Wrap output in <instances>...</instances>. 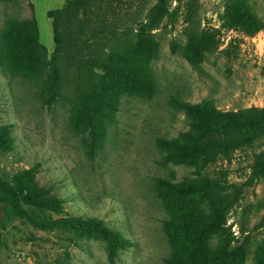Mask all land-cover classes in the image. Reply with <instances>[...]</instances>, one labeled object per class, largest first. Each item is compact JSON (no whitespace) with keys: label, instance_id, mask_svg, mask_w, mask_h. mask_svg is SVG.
<instances>
[{"label":"rangeland","instance_id":"1","mask_svg":"<svg viewBox=\"0 0 264 264\" xmlns=\"http://www.w3.org/2000/svg\"><path fill=\"white\" fill-rule=\"evenodd\" d=\"M241 1L258 30L229 22V5ZM65 2L0 0V130L11 140L10 148L0 145V176L16 188L29 183L51 202L42 207L0 193V264H110L107 243L74 224L87 217L133 241L115 264H167L174 253L190 252L168 222L213 221L218 208L241 248L237 264H264V134L214 120L206 134L190 138L183 133L193 129V116L179 103L213 99L220 111L264 107V0L97 2L81 35L89 44L79 43L85 57L146 39L158 44L147 61L153 96L122 94L103 125L80 116L74 62L64 61L58 94L45 102L50 71L26 70L23 42L11 34L33 28L50 59L58 43L48 11ZM193 38L202 52L195 61L187 55ZM163 139L195 151L180 159ZM159 178L195 184L189 196L197 208L191 213ZM207 242L216 248L221 237L209 232Z\"/></svg>","mask_w":264,"mask_h":264},{"label":"trees","instance_id":"2","mask_svg":"<svg viewBox=\"0 0 264 264\" xmlns=\"http://www.w3.org/2000/svg\"><path fill=\"white\" fill-rule=\"evenodd\" d=\"M66 0L62 8L48 11L53 18V30L58 47L47 58V49L40 41L38 33L33 28L27 31H12L11 34L23 44V52L19 55L28 62L24 65L30 72L40 73L49 69L50 83L43 95V100L51 103L58 94L63 76V63L74 62L76 65V78L78 81L79 113L82 119L96 125H103L112 120L117 110L119 97L124 93H137L152 97L156 86L152 74L148 71L149 57L157 54L158 44L150 39L135 47L110 50L108 53L98 51L96 56L85 57L80 42L89 44L86 37L81 36L101 0ZM93 2V3H92ZM229 22L241 25L247 31L254 32L259 29V21L244 1L229 5ZM73 32V33H72ZM197 37V36H193ZM187 55L192 60L200 58L202 52L198 48L195 38L189 44ZM145 49V50H144ZM82 51V52H81ZM96 52V51H93ZM78 56V57H77ZM180 105L193 116V129L183 135L190 138L206 134V124L213 126L217 120L223 127L232 126L237 129L257 128L264 134V107H250L237 111H220L213 99H205L199 103L180 101ZM237 128V129H236ZM5 128L0 130V145L10 148L11 140ZM163 142L176 150V155L183 159L186 154L195 151L194 147L186 142L173 139H163ZM171 159L166 156L162 162ZM264 167V157L262 160ZM158 181L166 187L167 193H174L185 203L192 213L197 205L189 196L196 185L193 183H175L168 179L159 178ZM0 193L12 195L16 199L37 206H51V202L42 199L41 194L29 183L21 181L18 187L5 183L0 176ZM1 204V197H0ZM174 223L168 222L172 236L180 235L188 243L190 252L187 258L174 253L166 258L167 264H237L242 259L241 248L233 246L235 236L226 227L224 210H215V219L207 221L205 218L194 216ZM74 224L92 231L93 236L107 243V254L110 264H115L116 257L121 249L128 248L134 243L119 231L102 223L98 217L74 219ZM214 232L221 237L218 247L212 248L207 242V234Z\"/></svg>","mask_w":264,"mask_h":264}]
</instances>
